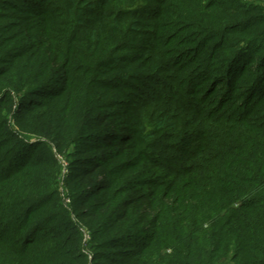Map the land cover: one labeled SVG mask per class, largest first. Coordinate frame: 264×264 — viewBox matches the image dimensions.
Segmentation results:
<instances>
[{
  "label": "trees",
  "instance_id": "16d2710c",
  "mask_svg": "<svg viewBox=\"0 0 264 264\" xmlns=\"http://www.w3.org/2000/svg\"><path fill=\"white\" fill-rule=\"evenodd\" d=\"M0 264H264V0H0Z\"/></svg>",
  "mask_w": 264,
  "mask_h": 264
},
{
  "label": "rangeland",
  "instance_id": "374dc122",
  "mask_svg": "<svg viewBox=\"0 0 264 264\" xmlns=\"http://www.w3.org/2000/svg\"><path fill=\"white\" fill-rule=\"evenodd\" d=\"M64 165H65V164H64ZM66 171H67V170H64V171H63V173H64V174H66ZM65 204H66V205H68V204H69V202H68V201H65ZM89 240H91V239H90V236H89L88 234H85V241H84V245H85L86 249H88V248H89V245H90V244H89V243H90V241H89Z\"/></svg>",
  "mask_w": 264,
  "mask_h": 264
}]
</instances>
